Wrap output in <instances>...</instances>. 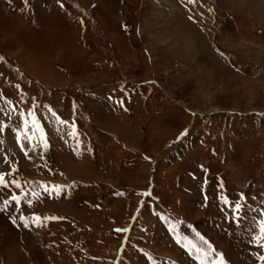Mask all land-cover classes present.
<instances>
[{
    "label": "rangeland",
    "instance_id": "374dc122",
    "mask_svg": "<svg viewBox=\"0 0 264 264\" xmlns=\"http://www.w3.org/2000/svg\"><path fill=\"white\" fill-rule=\"evenodd\" d=\"M182 8L0 0V264H264V13Z\"/></svg>",
    "mask_w": 264,
    "mask_h": 264
},
{
    "label": "bare ground",
    "instance_id": "6f19581e",
    "mask_svg": "<svg viewBox=\"0 0 264 264\" xmlns=\"http://www.w3.org/2000/svg\"><path fill=\"white\" fill-rule=\"evenodd\" d=\"M152 1H154V6L156 7V10H155L156 11L155 26L158 27L157 29L163 30V28L165 27V24H168L167 23L168 18L171 19V17L176 16L177 13H181V14L186 15V12L183 11L182 5H185L189 0H175V1L174 0H152ZM230 1L236 5H239V6H247L250 3H256L259 7L258 8L259 11L261 10L264 13V0H230ZM2 134H3L2 135L3 142L5 141L6 146L11 144L19 152H22V153H28L29 152L30 144H29V141H28L25 133L22 130L15 128V127H7V128H5L4 132H2ZM1 157L2 156H0V162L2 161ZM1 167H4V166H1V164H0V176L5 177L4 183L6 182L7 185H9L10 183H15L16 181H14V180H13V182L9 181V179H8L9 176L3 172V168H1ZM1 186L2 185H0V189H2V187H3V186L2 187ZM19 199L17 200V203H19V206H22V201H19ZM1 209H4V208L2 207ZM19 210L22 212L23 211L25 212L24 206H22ZM17 220H20V216H18ZM39 220H40L39 216H34V218L30 217L29 219L27 218L26 224L29 226L41 225L43 222V219L40 221ZM7 222H8V218L6 220L0 219L1 225H6ZM40 229L43 230L42 228H40ZM44 231L45 230H43V232ZM6 232L7 233L10 232V233L15 234L14 229H7Z\"/></svg>",
    "mask_w": 264,
    "mask_h": 264
},
{
    "label": "snow or ice",
    "instance_id": "6c2138e0",
    "mask_svg": "<svg viewBox=\"0 0 264 264\" xmlns=\"http://www.w3.org/2000/svg\"><path fill=\"white\" fill-rule=\"evenodd\" d=\"M25 2H26V0H25ZM193 2H194V0H193ZM4 181H5V177L4 176H0V185H3L4 187H7V184H5ZM18 186L19 185H17V187ZM13 199H15V197ZM224 203L225 204L228 203L226 198L224 200ZM240 210H241V205L239 203L235 204V206L233 207V213H234V216H235L237 222L239 221ZM25 226H27V225H25ZM117 231H119V230H117ZM261 233L264 234V222H261ZM221 264H223L222 257H221Z\"/></svg>",
    "mask_w": 264,
    "mask_h": 264
}]
</instances>
